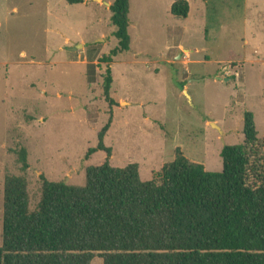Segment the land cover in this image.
I'll list each match as a JSON object with an SVG mask.
<instances>
[{"label": "rangeland", "instance_id": "374dc122", "mask_svg": "<svg viewBox=\"0 0 264 264\" xmlns=\"http://www.w3.org/2000/svg\"><path fill=\"white\" fill-rule=\"evenodd\" d=\"M175 1L129 0L130 50L109 65V108L101 59L117 46L114 0H0V245L4 177L22 175L16 152H27L33 211L41 175L83 186L86 168L105 162L86 155L109 112V164H137L143 182L177 148L221 171L222 148L244 143L246 112L264 158V0H187L186 19L170 14Z\"/></svg>", "mask_w": 264, "mask_h": 264}, {"label": "trees", "instance_id": "16d2710c", "mask_svg": "<svg viewBox=\"0 0 264 264\" xmlns=\"http://www.w3.org/2000/svg\"><path fill=\"white\" fill-rule=\"evenodd\" d=\"M69 5L85 0H65ZM129 0L109 6L117 46L101 60L107 66L103 96L111 108L109 65L130 50ZM170 14L186 19L187 0H176ZM94 110L86 107V111ZM112 113L97 135L100 166L85 170L83 186L40 176L41 195L29 209L27 152L17 151L22 175L3 181L0 264H264V158L254 116L244 113V143L225 146L222 169L209 172L180 148L157 179L143 182L135 163L110 166L104 144Z\"/></svg>", "mask_w": 264, "mask_h": 264}, {"label": "water", "instance_id": "95a60500", "mask_svg": "<svg viewBox=\"0 0 264 264\" xmlns=\"http://www.w3.org/2000/svg\"><path fill=\"white\" fill-rule=\"evenodd\" d=\"M109 6H110V5H109ZM227 81H228V79H225V80H224V82H227ZM212 126H214V125H212Z\"/></svg>", "mask_w": 264, "mask_h": 264}]
</instances>
